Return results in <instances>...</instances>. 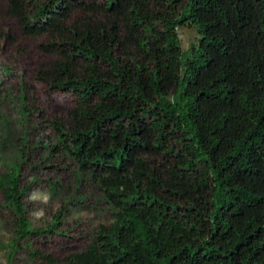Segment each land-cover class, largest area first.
Masks as SVG:
<instances>
[{"label": "trees", "instance_id": "trees-1", "mask_svg": "<svg viewBox=\"0 0 264 264\" xmlns=\"http://www.w3.org/2000/svg\"><path fill=\"white\" fill-rule=\"evenodd\" d=\"M2 2L46 55L36 79L73 97L58 140L112 210L61 261L264 264V0ZM185 24L198 34L187 50ZM19 165L0 194L26 239L42 230Z\"/></svg>", "mask_w": 264, "mask_h": 264}, {"label": "rangeland", "instance_id": "rangeland-1", "mask_svg": "<svg viewBox=\"0 0 264 264\" xmlns=\"http://www.w3.org/2000/svg\"><path fill=\"white\" fill-rule=\"evenodd\" d=\"M177 33L183 50L197 42L198 34L189 24L179 26ZM37 43L21 34L16 21L6 15L2 2L0 173L14 163L20 164L22 182L30 185L24 198L27 217L32 229L42 231L16 239L0 194V264H49L32 258L27 250L33 249L59 260L54 264H64L61 260L65 256L82 250L91 241L98 225L113 219L98 184L80 174L58 140L54 121L66 116L73 97L50 91L36 79L35 70L46 59ZM60 209L63 215L53 226ZM40 211L43 215L37 217L35 213Z\"/></svg>", "mask_w": 264, "mask_h": 264}, {"label": "clouds", "instance_id": "clouds-1", "mask_svg": "<svg viewBox=\"0 0 264 264\" xmlns=\"http://www.w3.org/2000/svg\"><path fill=\"white\" fill-rule=\"evenodd\" d=\"M35 215H36L37 217H40V216L43 215V211L37 212V213H35Z\"/></svg>", "mask_w": 264, "mask_h": 264}]
</instances>
